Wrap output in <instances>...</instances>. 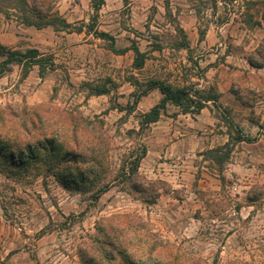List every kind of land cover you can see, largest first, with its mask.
<instances>
[{
    "label": "rangeland",
    "instance_id": "374dc122",
    "mask_svg": "<svg viewBox=\"0 0 264 264\" xmlns=\"http://www.w3.org/2000/svg\"><path fill=\"white\" fill-rule=\"evenodd\" d=\"M248 1L256 2L251 12L264 10V0ZM100 2L96 10L92 0H55L54 9L74 29L70 32L26 26L0 12V43L36 48L54 62L43 78L34 66L21 79L20 67L13 66L0 77V106L50 102L102 118L113 147V171L144 144L139 174L164 181L170 192L146 202L129 184L115 183L94 201L88 193L63 188L52 175L17 181L0 171V264H81L80 244L95 232L100 217L114 213L139 214L185 260L264 264V66L246 60L264 40V25L244 24V0ZM175 24L188 49L175 46ZM95 30L112 35L118 48L136 42L148 54L143 69L131 67L132 50L110 51ZM130 73L174 84L185 76L201 87L213 84L221 107L175 114L168 105L166 115L139 131L137 114L160 93L152 90L130 114L113 109V101L122 106L132 101ZM85 82L115 89L89 95ZM224 115L254 139L234 143L221 171L205 151L229 140Z\"/></svg>",
    "mask_w": 264,
    "mask_h": 264
},
{
    "label": "trees",
    "instance_id": "16d2710c",
    "mask_svg": "<svg viewBox=\"0 0 264 264\" xmlns=\"http://www.w3.org/2000/svg\"><path fill=\"white\" fill-rule=\"evenodd\" d=\"M100 1L92 0L94 9H98ZM54 2L0 0V12L26 26L38 29L50 26L55 31H74L72 25L54 9ZM244 3L246 9L241 13L244 24L250 28L264 25V10L251 12L256 2L244 0ZM82 29L75 28L79 32ZM175 29L178 33L175 46L188 49L183 29L177 24ZM89 30H93V26H89ZM94 32L116 54L132 50L131 67L134 70L143 69L148 54L136 42L118 48L112 35L104 31ZM246 60L253 67L264 66V40L247 54ZM15 65L20 67L21 79H25L34 66L38 67V75L43 78L46 69L53 68L54 62L52 56H46L36 48L19 49L0 43V77ZM195 66L198 68L197 64ZM191 79L185 76L180 84H174L153 76L139 79L130 73L126 80L134 87L132 101L125 106L113 101L112 108L130 114L142 97L157 89L159 100L147 111L137 114L139 131H143L158 121L162 114L168 113V105L176 108L175 114H197L209 104L221 107V93L215 85L201 87ZM84 86L89 95L109 94L111 89H115L106 82H85ZM223 117L228 123L229 140L205 151L206 159L214 162L221 171L234 143L254 139L241 134L237 126L233 127V121L228 116ZM231 128H234V134ZM112 150L104 120L98 116L88 118L75 109L59 108L50 102L0 106V171L12 179L27 181L41 174L44 177L52 175L63 188L88 193L94 201L115 183L129 184L146 202H153L161 192H170L164 181L150 180L139 174L140 161L147 152L144 144L139 145L137 152L133 150L125 156L116 173L113 171ZM78 250L81 264H209L202 258L183 259L136 213L100 217L95 223V232L80 244ZM232 264L248 263L236 261Z\"/></svg>",
    "mask_w": 264,
    "mask_h": 264
}]
</instances>
